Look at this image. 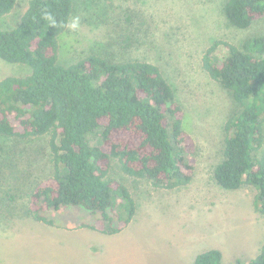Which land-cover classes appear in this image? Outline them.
I'll return each instance as SVG.
<instances>
[{"label":"trees","instance_id":"16d2710c","mask_svg":"<svg viewBox=\"0 0 264 264\" xmlns=\"http://www.w3.org/2000/svg\"><path fill=\"white\" fill-rule=\"evenodd\" d=\"M15 4L0 0V17ZM72 11L73 0H29L17 26L0 29V59L28 68L24 76L0 79V137L48 136L52 175L30 192L32 218L51 225L41 208L81 207L101 223L85 227L115 235L132 222L136 205L128 188L108 176L111 161L126 177L173 190L194 176L195 143L159 65L94 53L58 63V41ZM222 17L228 27L248 29L264 17V0H226ZM201 67L235 107L223 125L212 180L226 191L253 189L252 208L264 217V33L238 45L212 41ZM192 264H223L222 254L209 249ZM235 264H264V243L254 258Z\"/></svg>","mask_w":264,"mask_h":264},{"label":"rangeland","instance_id":"374dc122","mask_svg":"<svg viewBox=\"0 0 264 264\" xmlns=\"http://www.w3.org/2000/svg\"><path fill=\"white\" fill-rule=\"evenodd\" d=\"M28 1L16 0L12 11L0 17V29L16 27ZM225 1L73 0L58 41V63L67 66L94 53L159 65L189 117L194 176L186 186L159 189L124 176L112 160L108 176L128 188L136 205L126 228L115 235L91 230L85 226L101 228L99 215L81 207L41 208L40 215L51 222L46 225L28 210L35 209L31 190L50 183L48 136L0 137V264H192L209 249L221 252L223 264H235L258 254L264 217L252 208L253 189L226 191L211 177L221 158L224 122L235 107L203 71L202 54L214 40L238 45L264 33V17L245 30L228 27L222 17ZM27 72L0 59V79Z\"/></svg>","mask_w":264,"mask_h":264},{"label":"clouds","instance_id":"9594fccd","mask_svg":"<svg viewBox=\"0 0 264 264\" xmlns=\"http://www.w3.org/2000/svg\"><path fill=\"white\" fill-rule=\"evenodd\" d=\"M77 25H78V19L73 21V23L71 24V27L76 28Z\"/></svg>","mask_w":264,"mask_h":264}]
</instances>
